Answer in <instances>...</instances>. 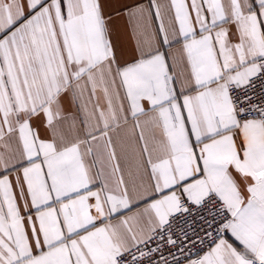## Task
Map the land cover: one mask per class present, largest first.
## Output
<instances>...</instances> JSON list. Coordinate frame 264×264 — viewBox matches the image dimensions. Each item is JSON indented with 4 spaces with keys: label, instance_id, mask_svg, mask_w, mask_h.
I'll return each instance as SVG.
<instances>
[{
    "label": "snow or ice",
    "instance_id": "snow-or-ice-1",
    "mask_svg": "<svg viewBox=\"0 0 264 264\" xmlns=\"http://www.w3.org/2000/svg\"><path fill=\"white\" fill-rule=\"evenodd\" d=\"M168 10L0 0V264H264V0Z\"/></svg>",
    "mask_w": 264,
    "mask_h": 264
},
{
    "label": "crops",
    "instance_id": "crops-1",
    "mask_svg": "<svg viewBox=\"0 0 264 264\" xmlns=\"http://www.w3.org/2000/svg\"><path fill=\"white\" fill-rule=\"evenodd\" d=\"M105 4V14L111 13L113 15V20L111 23L112 31H113V41L117 45L118 55L122 51L124 55L121 57V61L131 59V53L135 47L136 40L133 36L132 26L129 24L126 15L121 12L120 15H116V11L123 8L124 5H134V4H142L144 6H148L150 0H102ZM156 3L161 5L162 14L165 17V25L168 24V17L171 15L170 11L168 10L169 0H156ZM157 22L153 19L150 21V29H155ZM179 45H174L171 48H165L164 50L167 52H176ZM101 103H103V96L101 95ZM43 136V133H42ZM17 172L13 171L10 173L9 178L13 182V189L16 193L17 203L20 206L21 214L25 215L24 212V200H21L19 197V189L15 187V179L17 176ZM29 210H31V204L29 200ZM33 217L35 216L34 211H32ZM27 227V224H26ZM230 234H228L229 238ZM231 242V240H230ZM189 264V262L184 263Z\"/></svg>",
    "mask_w": 264,
    "mask_h": 264
},
{
    "label": "built area",
    "instance_id": "built-area-1",
    "mask_svg": "<svg viewBox=\"0 0 264 264\" xmlns=\"http://www.w3.org/2000/svg\"><path fill=\"white\" fill-rule=\"evenodd\" d=\"M260 91V83L259 81H257V89H256V94L253 95V99H256V95L259 94ZM178 223L181 225L182 228H184L185 230H187L189 232V235L191 236V228L189 227V224H191V219H189V224H184L183 220L178 221ZM196 230L199 231V221L197 222V224L195 225ZM202 235V233H201ZM193 240H196V237H192ZM206 248H203L199 242L197 241L196 245L193 246L191 243L189 242H185L184 244V254L181 255L179 251H177V249L172 248L171 251L180 258L181 260V264L187 263L190 260H194L197 259L199 255H203V252L206 251ZM166 256L168 255L167 250H165L164 253ZM169 259L171 260V257H169Z\"/></svg>",
    "mask_w": 264,
    "mask_h": 264
}]
</instances>
